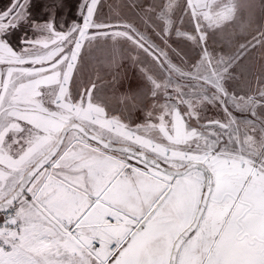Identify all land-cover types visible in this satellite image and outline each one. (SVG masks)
Returning a JSON list of instances; mask_svg holds the SVG:
<instances>
[{"label":"snow or ice","instance_id":"1","mask_svg":"<svg viewBox=\"0 0 264 264\" xmlns=\"http://www.w3.org/2000/svg\"><path fill=\"white\" fill-rule=\"evenodd\" d=\"M95 6L67 32L36 25L41 38L20 53L6 36L24 20L23 3L0 14V264H264V89L229 97L222 81L236 56L204 48L187 74L191 98L177 91L128 123L96 83L77 86L85 41L166 54L131 24L109 31L93 20ZM175 7L162 6L165 25ZM242 7L188 0L202 33L188 38L199 44L201 21L219 26ZM253 39L264 48V31ZM147 79L153 96L171 84ZM209 103L224 106L223 119L201 117Z\"/></svg>","mask_w":264,"mask_h":264},{"label":"rangeland","instance_id":"2","mask_svg":"<svg viewBox=\"0 0 264 264\" xmlns=\"http://www.w3.org/2000/svg\"><path fill=\"white\" fill-rule=\"evenodd\" d=\"M16 2L17 0H5V5H3L0 13L11 10ZM21 2L24 5L23 14L27 12L31 16L24 14L25 18L18 23L16 30L9 28L6 36L7 41L18 53L23 49L31 50L30 42L41 38L36 25L54 22L57 31L65 32L77 24L82 25L83 14L79 15L77 21L76 17L65 16V13H75L73 10L75 4L80 7L90 4L91 0H21ZM193 2L203 4L205 2L211 3L212 0H193ZM238 2L243 7L236 12L234 19L224 21L219 26H208V21H201L200 27L206 28L207 31L205 33L206 39L199 44L188 38L189 36L199 37L202 34L196 28V21L188 14L190 11L188 0H174L175 13H170V22L167 25L160 19V12L168 0H96L93 20L111 25L112 28L109 31L123 30L124 25L131 24L139 33L144 35L149 44L155 46L158 53L162 50L166 54V56L160 55V60L166 61L169 66L180 69V71L174 72L186 79H188L187 74L190 71H195L194 65L204 54V48H207L208 52L222 54L225 58L236 56L222 81L223 87L228 92L229 97L234 95L235 89L240 94L234 96L246 98L247 94L254 92L258 97L257 89H264V84L261 83V80H264V48H261L253 38H258L260 32L264 31V0H238ZM54 3L60 7L59 14L55 15L56 19L54 18L56 9L52 6ZM226 3H232V0H215V4L221 7ZM45 12L49 13L45 15L43 14ZM83 13L86 14L85 8ZM35 18L38 19L35 20ZM93 31L94 29H89L90 33ZM242 45H247L246 51H241ZM113 53L114 59H109L110 54ZM82 55H84L87 70L84 69L79 75L78 87L82 86L90 77L87 75V71L89 73L96 71H90L92 63L96 65L99 61L104 65V69H109L110 72L113 70L118 81L124 79L120 88L128 90V87H132L129 91L130 97L121 102L117 98L114 101L113 96L111 97L107 90L100 89V94L98 93L108 109L116 115L123 116L128 123L142 122L147 113L166 103L161 99L148 100V94L139 89L136 77L141 74L131 62L135 63L143 57L152 58L154 56L145 53L132 42L120 39L114 43L109 38L101 37L98 41L93 42L92 46H89L85 41ZM128 62L131 65L129 70L126 68ZM139 67L141 68V66ZM143 70L146 69L143 67ZM105 72L99 71L102 76L106 75ZM227 80L232 82L230 88L227 85L228 82L226 83ZM161 82L163 81L161 80ZM186 84V86L183 85L182 89L184 90L186 87L190 91L189 96H191L192 89L188 83ZM179 89L181 90V88ZM189 96L186 99L191 98ZM215 106L211 103L207 104V110L201 112V117L223 119L224 116L220 117L215 113ZM220 107L224 106L221 105ZM228 108L238 119H244L246 116L250 118V113L242 114L239 109L234 110L231 103H229ZM256 111L259 114L264 110L257 106ZM137 120L138 122H136ZM192 123L195 126L194 120ZM256 123L259 127V123L257 121ZM248 131L252 134L251 129ZM1 219L2 214H0Z\"/></svg>","mask_w":264,"mask_h":264},{"label":"trees","instance_id":"3","mask_svg":"<svg viewBox=\"0 0 264 264\" xmlns=\"http://www.w3.org/2000/svg\"><path fill=\"white\" fill-rule=\"evenodd\" d=\"M4 1L5 0H0V12H2L1 9L3 8V5H5ZM52 6L56 9V11L54 10L55 11L54 12L55 13L54 18L56 19L55 15L59 14L60 7L57 6L56 3H54ZM84 8H85L84 6H80V7L78 6L77 7L75 4L74 9H73L75 11V13L72 12V14H67V12H66L65 16H69L72 18L76 17L75 19L78 21L77 18L79 17V15L85 14V13H83ZM47 13H49V12H45L43 14L46 15ZM24 14L27 16L28 13L25 12ZM28 15H29V17L31 16L30 14H28ZM37 19L35 18V20H37ZM40 19H43V18L40 17ZM76 20H75V22H76ZM11 29L16 30V27L11 28ZM161 62H163V66H161ZM131 63L134 65L133 67L136 68L141 74L138 77H136V82L138 80L139 89L142 90L143 93L146 92L148 94V96H147L148 100L161 99V100H164V102H172V101H167L166 97H168V96L175 97L176 92L181 91V90L186 92V93L190 92L186 87L184 90L183 89L180 90L178 86H180V85L186 86L187 85L186 83H188L190 86V85L196 83L195 80L186 79L183 76L175 73L174 71H170L169 65L166 63V61L156 60L155 57H152V58L151 57L150 58H147V57L144 58L143 57L140 61H137V62L135 61V63L134 62H131ZM100 65L102 66L101 69H100ZM91 66L92 67H90V71H92V70L93 71L96 70V71L94 73L90 72V73H93L92 75L87 71V75L90 76L87 79V81L91 80L92 82L96 83V85H97L96 91L99 94H100V89H104L105 91L107 90L110 93L109 95L111 97L113 96V100L115 101V99L117 98V99H119V102L125 100L127 97H130L131 93H129V91L132 89V87H128V90H123L124 88H120V84L124 83V79H120L118 81L117 77L114 75L113 70L110 72L109 69H104V65L100 61L96 65L94 63H92ZM139 66H141V68ZM143 67L146 70H143ZM126 68H128V70H129V68H131L130 62H128V66H126ZM84 69L87 70L86 66L84 67ZM99 71H106L105 72L106 75L102 76L99 73ZM148 75H152L153 78H157V79L162 78V81H163L162 83H165V84L168 83V81L170 80L171 84H169L166 91H164L163 89L156 90L157 95L153 96L152 91L150 90L152 88V85L150 84V82L147 79ZM230 80H232V79H230ZM230 80L226 81V83L228 82L227 85L229 86V88L231 87V83H232ZM115 84H117V85L112 86ZM235 90L236 91L234 92V95L240 94V92L237 89H235ZM246 96H256V94L254 92H252V93L247 94ZM189 97H191V96H189ZM179 107L181 110H183V108L186 107V105H179ZM206 110H207V107H206ZM215 113L217 114V116L223 117L224 116V107H220V106L216 107L215 106ZM136 122H138V120ZM257 122L259 123L258 119H257Z\"/></svg>","mask_w":264,"mask_h":264},{"label":"built area","instance_id":"4","mask_svg":"<svg viewBox=\"0 0 264 264\" xmlns=\"http://www.w3.org/2000/svg\"><path fill=\"white\" fill-rule=\"evenodd\" d=\"M2 219H3V214H2ZM2 219L0 220V222H1V225H2Z\"/></svg>","mask_w":264,"mask_h":264}]
</instances>
